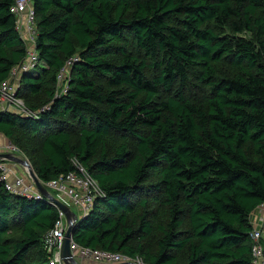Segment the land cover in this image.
<instances>
[{
    "label": "trees",
    "instance_id": "1",
    "mask_svg": "<svg viewBox=\"0 0 264 264\" xmlns=\"http://www.w3.org/2000/svg\"><path fill=\"white\" fill-rule=\"evenodd\" d=\"M13 2L0 0V84L27 52ZM30 2L38 64L16 95L36 116L0 112V135L43 184L73 171L72 159L98 183L103 195L73 242L145 264H252L251 216L264 202V0ZM58 220L43 195L0 182V264H48L44 237Z\"/></svg>",
    "mask_w": 264,
    "mask_h": 264
},
{
    "label": "built area",
    "instance_id": "2",
    "mask_svg": "<svg viewBox=\"0 0 264 264\" xmlns=\"http://www.w3.org/2000/svg\"><path fill=\"white\" fill-rule=\"evenodd\" d=\"M10 12L15 17L16 29L26 43L27 52L24 61L12 69L9 79L0 84V112H13L23 117H34L36 113L28 110L22 99L17 97L16 87L19 76L26 71L35 69L38 64V57L34 49L37 37L35 14L30 0H14ZM76 60V58L69 59L65 62L64 67L59 70L57 74L58 85L61 80L62 83L65 82L66 84L68 70ZM66 90V86L59 89V94H65ZM5 152L13 153L16 156L19 153L18 149L11 143L7 144ZM4 162L0 161V182H4L6 191L26 198L42 196L34 184L31 181L27 182L24 176H17L13 181H9L11 169L7 168ZM71 162L73 171L42 184L46 189L54 192L53 197L68 207H75L80 212L79 218L87 215L92 210L95 200L103 194L98 183L91 178L85 168L76 159H72ZM25 172L27 174L26 170ZM50 204L58 211L59 220L45 235L43 246L47 254L48 264H63L60 260V250L67 224L63 213L54 204L51 202ZM256 211L258 213L257 225L253 226L249 233L251 261L252 264H264V202ZM69 250L73 258L80 264L83 261H89L93 264H144L138 258L130 259L118 253L81 247L73 240L70 241Z\"/></svg>",
    "mask_w": 264,
    "mask_h": 264
},
{
    "label": "water",
    "instance_id": "3",
    "mask_svg": "<svg viewBox=\"0 0 264 264\" xmlns=\"http://www.w3.org/2000/svg\"><path fill=\"white\" fill-rule=\"evenodd\" d=\"M0 161L10 162L16 165H19L23 169L27 171L29 178L32 183L36 187V189L40 192L41 195L46 197L52 204H54L64 215L65 221L67 224V229L64 234V240L60 250V260L63 264H80L77 260H75L69 250V244L72 240L73 235V227L78 219L71 211L70 208L53 197L51 193L43 186L40 180L36 177L31 166L27 160L21 159L12 153H0ZM82 264V263H81Z\"/></svg>",
    "mask_w": 264,
    "mask_h": 264
},
{
    "label": "crops",
    "instance_id": "4",
    "mask_svg": "<svg viewBox=\"0 0 264 264\" xmlns=\"http://www.w3.org/2000/svg\"><path fill=\"white\" fill-rule=\"evenodd\" d=\"M10 142L5 138L3 137L2 135H0V153H6V146L7 144H9ZM7 165V167L9 169H11V173L9 175V180L10 181H13L15 177L17 176H24L26 177L25 175V171L22 167H20L19 165H16V164H13V163H5ZM257 211H255L253 213V215L251 216V223L253 226L257 225ZM93 264V263H92Z\"/></svg>",
    "mask_w": 264,
    "mask_h": 264
},
{
    "label": "rangeland",
    "instance_id": "5",
    "mask_svg": "<svg viewBox=\"0 0 264 264\" xmlns=\"http://www.w3.org/2000/svg\"><path fill=\"white\" fill-rule=\"evenodd\" d=\"M27 48V47H26ZM31 48H32V46H31ZM35 49V48H34ZM65 75V73L63 74V76ZM66 86V84H65V82H63L62 83V80H61V82H60V84L58 85V84H56V90H55V93L56 94H59V89H62L63 87H65ZM22 102H23V104L25 105V107L27 106L26 105V103H24V101L22 100ZM28 107V106H27ZM26 107V108H27ZM18 154H17V156L19 157V158H21V159H24V160H27L28 161V159H27V157L23 154V153H21L20 151H19V149H18ZM6 153H10V152H6ZM13 154V153H12ZM29 162V161H28ZM5 163H10V162H4V164ZM30 164V163H29ZM6 165V164H5ZM7 166V165H6ZM31 166V165H30ZM8 168V167H7ZM31 169H32V167H31ZM24 171H25V169H24ZM25 173V175H26V181L27 182H30L31 181V179L29 178V175L28 174H26V172H24ZM10 181V180H9ZM32 182V181H31ZM49 192L51 193V194H53V195H55L54 194V192L53 191H50L49 190ZM70 208V211L75 215V216H80V212H78V210L75 208V207H69ZM139 260H141V258H138ZM142 261V260H141ZM144 263V262H143ZM82 264H92L91 262H89V261H83L82 262ZM145 264V263H144Z\"/></svg>",
    "mask_w": 264,
    "mask_h": 264
}]
</instances>
